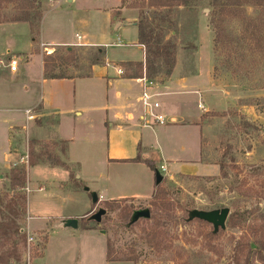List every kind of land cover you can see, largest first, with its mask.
<instances>
[{"label": "rangeland", "instance_id": "1", "mask_svg": "<svg viewBox=\"0 0 264 264\" xmlns=\"http://www.w3.org/2000/svg\"><path fill=\"white\" fill-rule=\"evenodd\" d=\"M37 1L41 7L39 11L43 14L45 9L48 18L45 33L76 43L77 33L92 32L97 36L103 30L102 14L88 10L86 6L107 8L114 5L115 0H88V4L84 0L77 4L55 0L53 5L46 0L44 8L42 1ZM145 3L148 5L145 0H130L124 8L120 6L113 10L124 23L146 19L162 40L175 48V73L188 77L202 73L204 82L209 83L210 91L205 97L207 103H204L210 112L205 114L204 120L203 160L207 164L217 163L219 167L191 164L186 169L199 171L170 177L176 168L163 163L158 150H154L149 153V159L157 164L164 180L153 196L155 171L147 163L114 164L107 169L111 189L108 196L125 200L101 202L84 217L87 201L91 203L90 194L84 187L94 191L100 184L92 178L102 170L106 145L102 140L104 133L98 126L105 114L84 115L82 119L89 123L79 128L77 141L70 149L71 159L66 158L61 145L54 146L60 143L56 140H41L15 132L17 138H23L13 163H17V167L26 166L28 177L27 187L22 192L27 197V212L17 222L22 229L29 222L32 233L45 227L51 230L57 224V218L74 211L80 216V231L88 224L106 232L100 239L106 244L108 237L110 259L119 262L117 264H264V0L218 9L213 0H197L171 11L149 8ZM21 6H25L22 0H11L0 9V24H6L0 27L3 50L0 51L3 62L0 67H7L13 56L20 65L19 73L14 77L0 75V111H5L0 115L7 118L0 122V195L7 203L17 195L10 187V176L17 167L12 163L5 171L11 126L29 127L27 111H33L36 120L39 114L33 106L41 97L38 59L35 58L33 65L19 63L20 56H30L35 47L36 52L42 54L41 48L33 43L26 24L8 26L22 10ZM138 36L137 26H124L119 32H113L107 41L112 44L120 38L122 46L59 47L51 54L44 50L42 58L52 55L48 66L53 70L49 76L83 77L91 73L92 66L98 61L104 65H107L105 60L142 62L145 56L138 45ZM7 50H11L13 56L7 54ZM147 67L149 72L145 65L144 75L152 71L149 65ZM163 78L162 73L156 80ZM69 85L72 84L64 83V87ZM96 94L87 106L100 101V93ZM68 110L69 107L60 109L56 116L41 120L47 127L59 121L62 130L68 131L79 113ZM189 139L191 147H196V139ZM15 141L16 138L13 143ZM31 144L36 155L53 153L70 169L48 165L29 167ZM26 156L28 162L23 164L22 159ZM195 156L198 157L196 149ZM163 167L167 168L166 172ZM148 176L155 177L152 185H149ZM60 186L71 192L78 191L77 196L66 204L56 203L55 191ZM224 208L230 210V215L226 228L216 234L207 222L189 221L192 211L210 212ZM99 209L107 212L101 223L88 221ZM144 209L150 210L151 218L129 224L133 214ZM2 217L0 207L1 220ZM29 217L33 219L29 220ZM11 223L10 219L3 224L1 221L0 253L6 252L12 264H28L37 259L40 255L37 234L31 243L28 233L26 236L16 233L11 238L1 237ZM40 245L42 249L43 242ZM9 260L7 257L4 263L10 264Z\"/></svg>", "mask_w": 264, "mask_h": 264}, {"label": "crops", "instance_id": "2", "mask_svg": "<svg viewBox=\"0 0 264 264\" xmlns=\"http://www.w3.org/2000/svg\"><path fill=\"white\" fill-rule=\"evenodd\" d=\"M41 1L42 7L44 8L46 0ZM81 1L82 0H68V3L77 4ZM84 1L85 4H88V0ZM49 3L50 5H53L56 2L55 0H49ZM120 6L121 0H115L114 5L107 8L100 6L94 8L86 6L88 10L91 9L94 12L102 14L103 30L100 35L97 36L92 35V32H85L83 34L77 33L76 43L69 42L66 39H55L45 33L46 21L48 19L45 9L41 21L40 34L36 40L31 33L29 24L12 22L8 23V26L26 24L32 36L33 43L35 46L41 48L42 54L45 52L41 47L42 45L53 47V49L50 50L51 53L56 51L59 47L75 46L77 44L102 47H110L114 45L118 47L123 45L120 38L112 44H108L109 42L107 43V41L113 32H119L124 26L129 27L120 20V16L116 17L118 14L115 15L114 13L113 8H120ZM114 20L116 21L113 23ZM118 24H121V26L117 27ZM5 25L6 24L1 23L0 27ZM77 36H80L81 39H78ZM138 45H140L139 36ZM140 47L144 51L145 56L142 62L130 60L112 63L110 60H105L107 65L95 64L92 66L91 73L83 77L51 78L45 71V58H42L43 55L36 52V47L32 49L30 56H22L19 54L21 55L19 59L20 64L25 62L28 65H33L35 63V58L39 61L40 74L38 80L40 81L41 97L40 101L33 106L39 116L36 120H28L26 117V123H31L29 127L11 126L10 147L7 150L8 164L5 167V171L9 170L11 164L15 162L17 151L19 147L22 146L21 140L23 137L17 138L16 135L18 133L15 135V132H19L20 135H26L28 137L32 135L41 140L46 139L56 140L60 143L65 142L67 143L68 152L66 158L71 159L70 149L74 142L77 141V135L80 131L79 128L89 123V120H83L82 118L84 115H92L91 113L95 112H102V114H105V117L103 118L104 120H102L101 124L98 126V129L104 133V138H102V140L106 145L104 158L102 160V170L96 172L94 178H92L94 181H100L98 188L94 190L99 196V203L125 200L108 196L111 191L108 185V168L114 166V164H131L136 162V159L139 157L143 159L142 163H147V161H151L149 159V153L154 152V150H158V155L163 163L167 164L169 167L173 166L176 168L175 174L170 177L190 175L199 171L198 169H191L190 171L186 169V167L191 164L219 167L217 163L211 162V164H207V162L203 160L205 153L203 141L204 120L207 118L205 117V114L210 112L204 103H207L205 102V97L210 91L209 83L204 82L202 73L192 77L180 76L178 73H175L176 68L169 79L163 80L162 82L158 80H150L154 83V92L161 94L159 100L162 103V107L159 112L167 118L166 124H156L154 120L147 115L146 109L141 101L144 87L142 81L143 78H128L127 73L122 67V64L125 63H142L145 65L146 52L143 46L140 45ZM0 51H3L1 45ZM68 51L70 52L71 49H68ZM6 53L13 56L11 50H7ZM15 58L16 57L13 56V59ZM19 68L20 65L18 66L17 72H11L7 67H0V75L14 77V75L19 73ZM117 68H121L124 71V74H118ZM65 82L72 85L64 87ZM79 88H81L82 91L79 90ZM79 92L81 95H79ZM96 92L101 95L100 101L96 104L87 106V104L94 101V98L97 95ZM79 102H81V104H79ZM68 107L70 109L68 111L71 113H73V111L79 112L77 114L78 119L72 122L68 131L62 130L59 121L54 126L47 127V125L41 120L44 117L56 116L57 111H60V109L64 110ZM6 111L12 112L10 110ZM3 120H7V118L0 115V122ZM13 137L16 138L14 143ZM190 137L196 139V147H191ZM195 149L198 153L197 158L196 156L194 157ZM4 155L6 154L4 153ZM74 162L80 163L79 160H74ZM16 164L17 163H13V166L17 167ZM162 169H165L164 172H166L167 168L163 167ZM148 178L149 185H152L153 182H155V177L154 179H151V177L148 176ZM156 190L157 185L155 184L153 185V196L155 195ZM30 191L31 190L29 189L28 193H30ZM77 194L78 191L71 192V190L63 189L62 187H56L55 201L58 204H66L67 201H70L71 198L73 199ZM80 199L84 201V203L86 202L82 197H80ZM86 205L87 212L84 217L92 212L91 210L95 204H93L91 199V203L87 201ZM79 217L80 216L75 214L74 211L69 212L68 216L57 218V224L53 229L49 230L45 227L34 233L30 232L28 222L26 228H23L21 232L28 233L31 237L37 234L36 236L39 240L37 246L40 254L37 259L32 262L30 260L28 264L119 263L108 261V237L106 245L104 243L105 241L100 239L105 236L101 231L96 229L80 231ZM32 219L33 217H29V220ZM67 219H78L79 228L77 230L62 229L60 226L61 222ZM1 221L2 220L0 219V223ZM46 238L47 241L45 244L44 241ZM42 242L45 246L44 249H41L40 244ZM5 253L6 252L0 253V264H5L4 262L7 257L10 259L9 263L12 264V259ZM103 259L104 262L102 263Z\"/></svg>", "mask_w": 264, "mask_h": 264}, {"label": "trees", "instance_id": "3", "mask_svg": "<svg viewBox=\"0 0 264 264\" xmlns=\"http://www.w3.org/2000/svg\"><path fill=\"white\" fill-rule=\"evenodd\" d=\"M121 8H124L126 4L130 0H121ZM148 2V5L145 3L146 7L155 8V9H168L174 10L179 6H189L195 3L197 0H145ZM214 5L218 8H225L229 7L230 5L234 6H241L243 4H250L252 0H213ZM263 0H258V2ZM11 0H0V9L2 8L3 4L10 3ZM25 6H21L20 12L18 13L17 17L12 20V22H19V23H27L30 26L31 33L33 37L36 38L40 34V27L41 21L43 18V14L39 11L40 4L37 0H22ZM260 4V3H259ZM219 6V7H218ZM143 8H145L143 6ZM136 26L139 30V44L144 47L146 52V61L145 65L148 70L151 69V73H146V76L149 80H155L163 73L165 78L163 80L169 79L177 65V55L175 48L170 43H165L161 36L157 34L154 29L150 26L146 19L140 20L138 23L136 22ZM52 61V56L47 57L45 59V71L49 76V73L53 70L52 67L48 66V62ZM95 64H100L98 61ZM145 65L142 63H125L122 64L123 69L127 73L128 78L138 79L143 78L145 72L143 71L146 69ZM51 78H64L58 76H50ZM162 80V81H163ZM161 81V82H162ZM56 145H61V151L64 152V155L67 154V143L61 142L57 143ZM31 144L32 154L28 155L29 159V167L36 166V165H48V166H58L61 168H69L70 167L65 163H60L58 159L59 156H55L53 153H45L42 152L39 155H36L34 152V147ZM136 162H143L141 157L136 159ZM147 164L156 172L158 170L157 164L155 162L147 161ZM28 183L27 177V167L21 166L14 168L12 174L10 176V187L11 189L17 194L14 199L10 200L8 203L3 200L2 195H0V207L1 212L3 214L2 217V224L6 223L9 219L13 222L11 223L10 227H7V232L2 233L1 237L11 238L16 236V233H20L22 236H26V233H22L21 226L17 222V219H23L27 212V197L25 191ZM159 186H157L158 190ZM156 190V192H157ZM131 222V220H130ZM1 224V223H0ZM131 224V223H129ZM84 230H92L96 229V227H90L88 224L83 227ZM47 238L45 239L44 243L46 244ZM110 240L108 239V261L114 262L110 259L111 247H110ZM44 244L42 248L44 249Z\"/></svg>", "mask_w": 264, "mask_h": 264}, {"label": "water", "instance_id": "4", "mask_svg": "<svg viewBox=\"0 0 264 264\" xmlns=\"http://www.w3.org/2000/svg\"><path fill=\"white\" fill-rule=\"evenodd\" d=\"M126 26H134L136 25V22L131 23H125ZM121 24H118L117 27H120ZM156 177V185L159 186L162 184L164 177L161 175V173L157 170L155 172ZM84 191L89 193L91 195V199L93 204L97 205L99 203V196L97 193L92 192L89 187H84ZM105 209H99L95 214H93L88 221H94L97 224H100L102 221V217L106 215ZM230 215V210L227 208H224L222 210H215L210 212H203V211H192L190 213L189 221H193L195 219L207 222L211 224L214 228V233L216 234L219 232V230H224L226 228V223ZM150 219L151 218V212L149 209L139 210L136 211L133 214V217L131 219V224L136 223L140 219ZM61 228L62 229H73L77 230L79 228V220L78 219H67L63 220L61 222ZM103 235L106 234L105 231H101Z\"/></svg>", "mask_w": 264, "mask_h": 264}, {"label": "built area", "instance_id": "5", "mask_svg": "<svg viewBox=\"0 0 264 264\" xmlns=\"http://www.w3.org/2000/svg\"><path fill=\"white\" fill-rule=\"evenodd\" d=\"M77 37H78V39H81L80 36H77ZM77 45L83 46L82 44H77ZM42 47L47 52V54L51 53L49 46L42 45ZM0 64H3L2 60H0ZM7 67L10 69L11 72H17L18 60L17 59L10 60ZM117 72L120 75L124 74V71L121 68H117ZM142 81L144 83V87H143V92H142V96H141V101H142L144 108L146 109L147 115L149 117H151V119H153L156 124H159V125L166 124V122H167L166 116L159 112L161 107H162V103L159 100L161 94L154 92V83L151 82L147 78L146 75L143 77ZM32 112L33 111H27L28 120H34L35 119V117L32 116ZM22 160H23L22 161L23 164H26L28 162L27 156L24 157ZM17 165L18 164H16V166ZM163 171H165V169H163ZM33 241H34L33 237L29 238V243H31Z\"/></svg>", "mask_w": 264, "mask_h": 264}]
</instances>
